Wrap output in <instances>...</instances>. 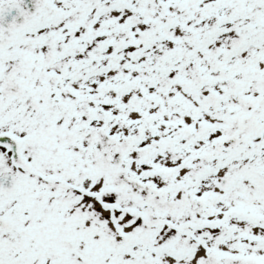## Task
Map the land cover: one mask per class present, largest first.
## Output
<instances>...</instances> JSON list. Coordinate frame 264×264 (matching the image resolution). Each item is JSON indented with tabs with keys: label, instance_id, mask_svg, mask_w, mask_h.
Segmentation results:
<instances>
[{
	"label": "snow or ice",
	"instance_id": "obj_1",
	"mask_svg": "<svg viewBox=\"0 0 264 264\" xmlns=\"http://www.w3.org/2000/svg\"><path fill=\"white\" fill-rule=\"evenodd\" d=\"M0 264H264V0H0Z\"/></svg>",
	"mask_w": 264,
	"mask_h": 264
}]
</instances>
